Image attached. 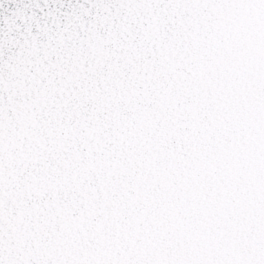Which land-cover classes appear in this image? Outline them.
<instances>
[{"label": "snow or ice", "instance_id": "6c2138e0", "mask_svg": "<svg viewBox=\"0 0 264 264\" xmlns=\"http://www.w3.org/2000/svg\"><path fill=\"white\" fill-rule=\"evenodd\" d=\"M0 264H264V0H0Z\"/></svg>", "mask_w": 264, "mask_h": 264}]
</instances>
